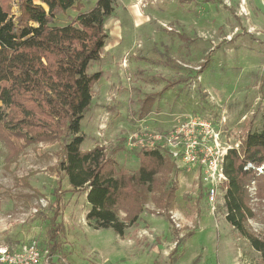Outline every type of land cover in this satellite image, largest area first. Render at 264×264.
Here are the masks:
<instances>
[{
	"label": "rangeland",
	"instance_id": "1",
	"mask_svg": "<svg viewBox=\"0 0 264 264\" xmlns=\"http://www.w3.org/2000/svg\"><path fill=\"white\" fill-rule=\"evenodd\" d=\"M81 1L86 11L98 0ZM68 15L57 24H68ZM105 29L102 58L89 68L102 78L83 120V148L102 145L134 173L139 168L134 137L146 131L169 133L194 118L208 121L225 144L235 145L262 127L264 0H117ZM148 95L154 99L145 113ZM7 156L0 143V264H231L232 238L244 264H260L259 254L217 210L223 192L210 203L189 167L177 166L176 205L170 211L180 226L153 212L159 210L150 199L121 238L112 229L88 226L85 192L72 191L58 169L61 141L34 145L13 162ZM250 191L255 194L254 185ZM57 197L62 251L50 258L49 218ZM257 208L259 216L250 224L264 235V207Z\"/></svg>",
	"mask_w": 264,
	"mask_h": 264
},
{
	"label": "trees",
	"instance_id": "2",
	"mask_svg": "<svg viewBox=\"0 0 264 264\" xmlns=\"http://www.w3.org/2000/svg\"><path fill=\"white\" fill-rule=\"evenodd\" d=\"M116 4L117 0H98L83 11L81 0H0V143L13 162L34 145L61 141L58 169L72 191L85 192L88 226L112 229L122 238L147 211L150 199L159 210L153 212L172 218L179 168L162 149L139 148V168L129 173L104 146L83 148L87 141L81 131L83 120L91 110L93 88L102 78L101 72L89 68L102 58L108 38L105 22ZM61 15H68L70 22L58 25ZM153 99L154 95L146 97L144 112ZM262 118V127L249 131L225 155L227 180L220 186L223 201L217 204L226 222L259 254L260 264H264V235L250 221L259 216L257 206L264 207V110ZM60 202L57 197L49 218L50 258L62 251Z\"/></svg>",
	"mask_w": 264,
	"mask_h": 264
},
{
	"label": "built area",
	"instance_id": "3",
	"mask_svg": "<svg viewBox=\"0 0 264 264\" xmlns=\"http://www.w3.org/2000/svg\"><path fill=\"white\" fill-rule=\"evenodd\" d=\"M134 142L139 148L165 150L179 168L195 170L198 187L207 190L209 202L215 204L221 184L227 180L223 162L233 145L225 144L221 132L208 121L190 118L169 133L146 131L136 135ZM236 147L239 143L235 144ZM173 220L180 226L176 214Z\"/></svg>",
	"mask_w": 264,
	"mask_h": 264
},
{
	"label": "crops",
	"instance_id": "4",
	"mask_svg": "<svg viewBox=\"0 0 264 264\" xmlns=\"http://www.w3.org/2000/svg\"><path fill=\"white\" fill-rule=\"evenodd\" d=\"M184 1H189V0H184ZM234 238H232L231 239V247H232V252H233V254H234V258H233V260H232V263L231 264H244L243 263V260L241 259V253L238 251V249H235V245L233 244V242H234V240H233ZM226 243H228V242H226Z\"/></svg>",
	"mask_w": 264,
	"mask_h": 264
}]
</instances>
